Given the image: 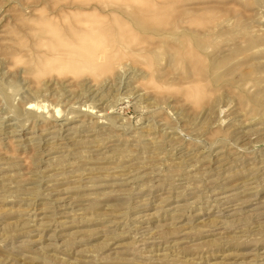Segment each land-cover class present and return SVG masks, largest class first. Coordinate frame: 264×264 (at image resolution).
Here are the masks:
<instances>
[{"label":"rangeland","instance_id":"374dc122","mask_svg":"<svg viewBox=\"0 0 264 264\" xmlns=\"http://www.w3.org/2000/svg\"><path fill=\"white\" fill-rule=\"evenodd\" d=\"M247 262L264 0H0V264Z\"/></svg>","mask_w":264,"mask_h":264},{"label":"bare ground","instance_id":"6f19581e","mask_svg":"<svg viewBox=\"0 0 264 264\" xmlns=\"http://www.w3.org/2000/svg\"><path fill=\"white\" fill-rule=\"evenodd\" d=\"M87 41V40H86ZM88 45H84V48H86ZM88 48V47H87ZM82 50H84V49H82ZM102 53V52H101ZM121 176V175H120ZM107 213V212H106ZM109 215V214H108ZM104 216V215H103ZM119 237V236H118ZM141 255V254H140ZM144 261V260H143ZM142 261V262H143ZM145 263V262H144ZM247 263H249V262H247ZM252 263V262H251ZM254 263V262H253ZM250 264V263H249ZM257 264V263H256ZM259 264V263H258Z\"/></svg>","mask_w":264,"mask_h":264}]
</instances>
